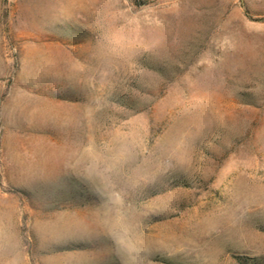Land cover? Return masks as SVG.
<instances>
[{
  "label": "rangeland",
  "instance_id": "374dc122",
  "mask_svg": "<svg viewBox=\"0 0 264 264\" xmlns=\"http://www.w3.org/2000/svg\"><path fill=\"white\" fill-rule=\"evenodd\" d=\"M0 49V264H264V0H0Z\"/></svg>",
  "mask_w": 264,
  "mask_h": 264
},
{
  "label": "crops",
  "instance_id": "0c3cea01",
  "mask_svg": "<svg viewBox=\"0 0 264 264\" xmlns=\"http://www.w3.org/2000/svg\"><path fill=\"white\" fill-rule=\"evenodd\" d=\"M5 66H6V63H5V60L2 58V53L0 49V82H2V84L0 85L1 90L5 88V86L3 85V82L5 81V76H6ZM20 105H21L20 102L14 103L10 96L0 94V112L1 113L10 112V109L12 107H15V106L20 107Z\"/></svg>",
  "mask_w": 264,
  "mask_h": 264
}]
</instances>
